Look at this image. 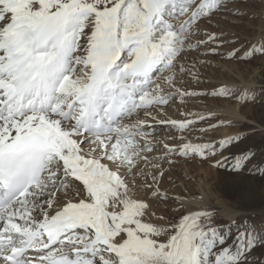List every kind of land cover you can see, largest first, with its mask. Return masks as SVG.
Returning a JSON list of instances; mask_svg holds the SVG:
<instances>
[{"label": "snow or ice", "instance_id": "6c2138e0", "mask_svg": "<svg viewBox=\"0 0 264 264\" xmlns=\"http://www.w3.org/2000/svg\"><path fill=\"white\" fill-rule=\"evenodd\" d=\"M227 3L0 0V264H246L264 245L235 221L230 242L232 229L214 224L211 211L167 226L148 222L149 204L126 179L152 151L142 144L147 121L126 119L169 102L157 73L174 69L192 25ZM257 52L264 55V44L246 55ZM174 78L164 82L174 87ZM160 123L185 129L192 121ZM164 147L182 156L217 150ZM253 155L228 166L238 171ZM151 195L167 198L158 189Z\"/></svg>", "mask_w": 264, "mask_h": 264}, {"label": "rangeland", "instance_id": "374dc122", "mask_svg": "<svg viewBox=\"0 0 264 264\" xmlns=\"http://www.w3.org/2000/svg\"><path fill=\"white\" fill-rule=\"evenodd\" d=\"M207 18H209V21ZM185 19L186 16L177 17L175 23L178 26ZM204 19L206 21H204ZM217 25H223L227 30L233 33V35H237V33H239L244 36L240 38L239 35H237V39L231 41L229 44H214L221 49H230V51L233 50L230 53L234 54L230 55V53L227 54L223 51H213L208 57L207 55H202L201 52L198 53L196 51L197 49H194L195 47L188 48L187 38L184 49L178 54L174 61V68L176 69L180 64H182L181 60L179 61L180 58H183L182 61L184 60L183 64L185 66L187 65L186 67H195L191 75L183 76L185 79L182 82V88H191V86H193L197 89L199 94L191 97L189 102H179L171 99L167 104L161 105V107L167 109L169 112H175V110L180 111L181 109L190 113L201 112V107L198 106V97L205 102L206 106L213 108H228L237 106L238 110H240V108L248 110L257 107L259 104L264 105V97H261L262 92H258L256 90L255 87L257 86V83L254 82L258 80L260 71H263L264 69V55H261L259 52L254 53L252 56L246 55L247 44L245 42L247 40L244 38L245 36H259V45L264 44V38L261 37L264 32V0H228L226 10H216L208 16L200 17L192 25V29H212L216 28ZM195 32L196 33L192 31V33L197 34V31ZM253 69L256 70V73L252 72ZM213 70L220 77L218 79L221 81L225 80L229 82H236L234 83L236 86L228 90L230 93L229 95L214 96L211 94L220 90L219 87H217L216 84L208 78L210 74L214 75ZM248 70L251 72L248 73ZM227 71H229V73L231 72L236 74V77H229L228 75L231 74ZM159 73H157V75L161 74ZM247 80H250L248 81L249 85L245 87L241 86L244 83L242 81ZM208 120L213 122L209 124L213 128L212 130H205L204 133L214 131V135L220 136L225 132L233 130L236 131L240 128L239 123L235 124L227 122L221 118H217V116L203 117L201 121L196 122V125L190 124V126H194L195 130L198 131V125L200 128L205 127L207 126L205 121L208 122ZM240 137H242L240 140L233 142L231 145L226 146L222 150L219 148V141H217L215 144L217 145L216 152H228L235 147L249 148L253 143H255L254 141L259 140L263 142V149L260 153L264 157L263 134L248 133ZM209 150L211 149L206 150L207 154L204 156L199 154L182 156L179 155V153L175 155V159L170 163L171 167L163 173L160 179V187L172 194V196L167 195L166 199L162 197H153L149 194L148 192L150 188L144 187V180L140 177V173L136 169H134L131 174H126V179L130 186H134L133 191L135 196L146 200L150 206L149 214L144 218L146 221L166 226L169 223L175 224L180 216L190 212L183 206H180V203L177 202L173 196H176V194L184 196L189 192L202 195V197L204 195L207 201L209 200V202L214 203V206L211 209L213 214V223L217 224L222 221L220 218L222 217L220 213L222 206L217 202L219 199L218 197H226L224 191L220 190V187H218L220 186L218 183L219 179H221L222 168L216 164L215 160H209L216 155V152L213 155ZM235 178L236 177L233 176V178H231V182L233 181L232 183L237 189L247 195L253 194L255 186L252 181L244 182ZM211 186H216L218 188L213 189ZM257 213L259 214L258 217L251 220V222L256 225L258 233H260L261 236H264V208L258 210ZM262 264H264V256Z\"/></svg>", "mask_w": 264, "mask_h": 264}, {"label": "bare ground", "instance_id": "6f19581e", "mask_svg": "<svg viewBox=\"0 0 264 264\" xmlns=\"http://www.w3.org/2000/svg\"><path fill=\"white\" fill-rule=\"evenodd\" d=\"M209 18H207L208 20ZM204 21H206L204 19ZM209 21V20H208ZM194 27V26H193ZM198 27V26H197ZM196 27V28H197ZM196 33L197 34L192 33ZM212 34H215L214 39H209V36ZM236 34V33H234ZM239 37H243L241 34L237 33ZM237 35H233L229 30L226 29L223 25H217L216 28L212 29H192L191 27V33L188 34V41L187 45L191 44L193 45L194 49H197L196 51L198 53H202V55L209 56L210 53L213 51H223L227 54L232 52L230 49H221L218 46L214 45L215 43H230L231 41L237 39ZM262 38H264V32L262 33ZM247 41L245 42L247 44V52L253 45H259V36H245L244 37ZM226 44V45H228ZM238 44V43H237ZM228 47V46H225ZM192 48V47H188ZM236 52V51H235ZM226 55V54H225ZM253 55V54H252ZM250 55V56H252ZM183 58H180L182 64L179 65L178 68H174L171 70H162L157 75L156 79L158 82L161 83V88L163 90V93L165 94H171V99L179 101V102H189V99L193 97L196 94H199L197 89L193 86L191 88H182V82L185 78L183 76H189L192 71H194L195 67H186L182 61ZM186 63V62H185ZM215 65V64H214ZM183 67L184 71H180V68ZM216 70V69H215ZM257 70V68H256ZM256 70H252L253 73H256ZM214 71V70H213ZM174 72V87L168 85L166 82H164V77L172 74ZM217 72V70H216ZM216 72L214 71V75H209L208 78L210 81H213L219 89L224 88L227 90H230L232 87H235L234 81H221L220 78ZM229 73V71H227ZM251 71L248 70V73ZM231 75H228L229 77L235 76L236 74L229 73ZM217 78V79H216ZM191 81V80H189ZM248 81H242L244 82L241 86H247L249 85ZM257 83V86L255 87L258 92H262L261 97H264V69L263 71H260V75L258 77V80L254 81ZM238 86V85H237ZM241 88V87H240ZM242 89V88H241ZM179 90V91H178ZM179 92L188 93V95L181 96ZM261 94V93H260ZM170 99V100H171ZM198 106L201 107V112H188L186 110H175V112H169L167 109L161 107V106H153V108L149 109H140L137 112L133 113L132 116L128 119H126L125 122H128V120H145L147 121V125L145 126V133L146 136L142 140L143 143L150 144L152 147L151 152H145L143 155L148 156V161L141 160L138 163V167L136 168L137 171H139V175L141 178H143V184H152L153 187L149 189V194H151L155 190H159L160 193L166 194L168 196H172V194L168 191H166L164 188L160 187V179L161 176L159 173H165L171 166L170 163L175 159V155L177 152H174L172 154H166L167 149L164 147L165 144L167 145H174L177 146V149L179 146L190 143L192 145H212L216 144L217 141L225 140L231 137H239L238 140H240L242 135L248 134V133H261L264 135V105L259 104L257 107L245 110L240 108V110L236 107H228V108H213L208 107L205 105V102L201 100V98L198 97ZM193 103V102H192ZM203 108V109H202ZM146 112H151V115H146ZM180 115V116H178ZM204 115V116H202ZM221 118L227 122L232 123H239L240 128L236 131H228L223 133L222 135H214V131H210L207 133H204L205 130H212V126L209 125L213 123L212 121L206 122L205 124L207 126L205 127H199L198 125V131L195 130L194 126L196 125V122L201 121L204 117H215ZM192 121V124H188V126L185 129H178L176 127L171 126L170 124H161L160 121ZM198 136V138H197ZM235 140L234 142H236ZM255 143L252 144L249 148H233L229 150L228 152H216V155L209 160H215V161H221V163L224 165L221 172V179H219V185L220 190H223L225 193V198L218 197L217 202L218 204L222 206V209L220 210L222 219L221 222L215 223L216 225H226L229 228L232 229L233 236L230 239V242L235 243V237L234 233L236 231V228L233 226L232 222L235 221L236 225H239L243 227L245 223H247V226L251 229H254L256 232H258L257 227L255 224L251 222V220H254L258 217L257 211L264 208V157L260 153L263 149V142L262 141H254ZM219 144V143H218ZM211 151V150H209ZM244 152H251L253 153V158L250 164H246L244 167H242L240 170H233L228 165L233 161L234 157L240 156ZM212 153V152H211ZM214 161V162H215ZM210 162V161H209ZM152 165H157V167H153ZM184 174V173H183ZM156 176L158 183L153 182L152 177ZM235 176L237 180L239 181H252L254 183V191L253 194H245L241 192V190L237 189L233 185V181L231 182V178ZM213 189H217L216 186H211ZM219 190V189H218ZM220 196V195H217ZM177 202H179L180 206H183L186 210L189 212H197V211H211L212 207L214 206V203L207 201V199L202 197V195H197L192 192H189L182 195L173 196ZM215 211V210H214ZM152 218V217H151ZM168 219V218H166ZM213 219V218H212ZM169 220V219H168ZM166 226V225H165ZM160 239H166V237H160ZM263 256H264V246L258 245L251 253L248 255V259L246 261V264H262L263 263Z\"/></svg>", "mask_w": 264, "mask_h": 264}]
</instances>
